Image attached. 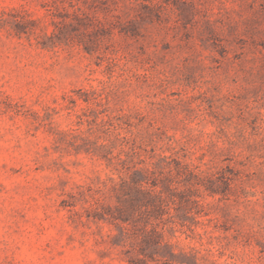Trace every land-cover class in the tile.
I'll list each match as a JSON object with an SVG mask.
<instances>
[{
  "label": "rangeland",
  "instance_id": "rangeland-1",
  "mask_svg": "<svg viewBox=\"0 0 264 264\" xmlns=\"http://www.w3.org/2000/svg\"><path fill=\"white\" fill-rule=\"evenodd\" d=\"M0 264H264V0H0Z\"/></svg>",
  "mask_w": 264,
  "mask_h": 264
}]
</instances>
